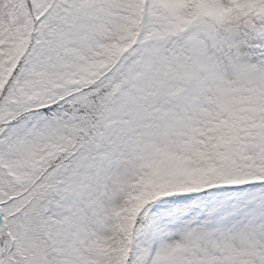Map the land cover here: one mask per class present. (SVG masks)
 Returning a JSON list of instances; mask_svg holds the SVG:
<instances>
[{
  "label": "snow or ice",
  "instance_id": "obj_1",
  "mask_svg": "<svg viewBox=\"0 0 264 264\" xmlns=\"http://www.w3.org/2000/svg\"><path fill=\"white\" fill-rule=\"evenodd\" d=\"M0 264H264V0H0Z\"/></svg>",
  "mask_w": 264,
  "mask_h": 264
}]
</instances>
